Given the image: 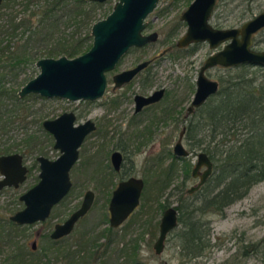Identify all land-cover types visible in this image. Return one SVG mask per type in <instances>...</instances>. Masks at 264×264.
<instances>
[{"label":"trees","instance_id":"1","mask_svg":"<svg viewBox=\"0 0 264 264\" xmlns=\"http://www.w3.org/2000/svg\"><path fill=\"white\" fill-rule=\"evenodd\" d=\"M255 1L243 0L247 3L242 14L244 19L248 15L254 16ZM1 5L0 135L7 133L6 127L15 120L20 121L24 132L19 142L1 144L0 155L18 152L24 156L30 153H37L39 156L43 154V146L37 140L40 131H28V123L35 121L33 117H38L41 133L51 142L52 136L42 127L43 119L48 115L42 112L36 114L31 108L29 100L37 98L36 94L19 96L20 87L33 78L29 77L25 83L18 81L20 66L36 63L38 59L47 56L76 57L86 52L93 43L90 33L92 25L109 14H99L103 3L84 0H3ZM3 9L10 10V13L6 15L2 12ZM170 45L175 46L173 43ZM195 49L193 45L180 50ZM226 74L219 76V92L196 108L186 121L182 120L181 128L186 127L184 138L190 146V153L194 149L203 150L214 165L208 180L193 193L202 192V196L190 201V195L185 193L186 183L193 177L184 160L183 179L179 184H173L177 158L170 148L167 151L172 159L170 163L163 166L164 163L159 161L156 169H150L149 176L143 178L144 189L147 190L151 184L149 177H153L156 198L168 189L169 194L180 192L175 206L178 209L179 223L170 234L174 235L184 260L196 261L215 246L211 240L209 221L206 219L209 214L223 215L227 205L245 197L252 186L264 181V66L240 64L227 69ZM8 75L12 84H8L11 83ZM193 89L194 84L188 85V92ZM121 148L125 150L124 146ZM94 158L95 156L86 157L84 165ZM98 164L96 162L93 175L90 176L95 181V189L106 192L107 201L116 186L113 178L119 175V179H124L127 176L126 172L115 173L112 169L109 173L99 174L102 170H98ZM35 165L36 163L31 166V170ZM63 202L64 199L59 203ZM157 205L159 211H164L169 206L162 201ZM141 206L145 207L146 202ZM102 209L101 222L107 224L109 213L105 204ZM155 216L148 220L149 226H152L149 231L151 237L156 235L160 223ZM84 218L85 216L79 221H84ZM6 224L9 225L8 228H5ZM29 226L18 225L9 217L6 220L0 218V251L5 245L11 249L3 259V264H115L119 257L125 258L119 264H144L139 257L138 243L134 242L131 246L115 244L116 240L110 233L115 230L118 232V229L110 225L98 231L83 229L76 232L75 227L66 237L56 240L49 237V233H41L39 236L47 244L42 247L37 244L35 251L31 246L28 247L26 241L19 243V240L14 239L19 234H25ZM102 238L105 239L102 241ZM255 252H258L257 244L243 243L228 258L217 264H246Z\"/></svg>","mask_w":264,"mask_h":264},{"label":"rangeland","instance_id":"2","mask_svg":"<svg viewBox=\"0 0 264 264\" xmlns=\"http://www.w3.org/2000/svg\"><path fill=\"white\" fill-rule=\"evenodd\" d=\"M118 1L108 0L103 3L99 14L102 12L109 14ZM189 1H159L154 12L146 18L148 27L146 33L156 31L159 33L158 40L143 47H133L122 57L117 68L108 73V91L102 99L92 102L84 100L68 101L62 97L46 98L38 94L37 98L32 97L29 100L31 108L36 114L42 112V114H47L48 117H51L59 115L64 111L74 110L79 114L80 121L86 117L95 119L99 129L86 138L87 140L80 149L78 162L70 170L73 185L68 195L64 198V202L56 204L50 217L44 220V222H36L30 225L25 230V234H19L14 238L19 240V243L26 241L28 247H30L34 239L37 238V232L41 231L42 234L49 233L54 227L55 222H62L71 212L80 206L86 189H92L95 192L94 204L87 212L84 221L76 223L75 231L83 229H95L98 231L109 227V223L105 224L101 222L102 213H100L103 210L104 204L106 211L108 209L109 199L106 201L107 194L102 191L98 192L95 189V181L91 178L89 172L85 170L83 163L87 155L97 150L98 145L101 147V150L95 157L97 160H100L103 174L109 173V170L112 168L111 160L109 159L111 151L121 145L127 148L125 152L127 159L122 167L127 177L128 175H135L145 178V176H149L150 169L157 167L159 161L164 163L163 166L170 163L172 159L167 155V151L169 148L172 151V145L179 136L178 134L182 126L181 119L177 122L178 127H176L177 124L173 122L172 118H168L165 121L159 120L160 111L168 104V100L165 99L156 103L155 106L146 109L141 114L133 115L134 92L145 93L147 90L150 91L155 87H165L175 93L176 101L179 99L180 105H178L177 110H180L182 114H186V109L190 104L193 93V90L192 92L187 91L188 85H195L198 68L204 63L207 55L212 53L214 49L209 47L208 42H197L194 51H182L175 47L171 51V56L154 60V63L139 74L130 85L116 91L112 90V75L124 68L135 65L138 61L153 57L166 46L174 44L187 29L186 24H183L179 17L188 8L187 6L191 3ZM246 4L243 0H218L210 19V24L213 27L223 29L238 27L248 21V19L258 15L259 12L264 11V0H256L254 3V16L249 17L248 15L244 19L242 14L247 7ZM2 12L8 15L10 10L3 9ZM3 17L5 18L4 15ZM1 23H3L2 16H0V25ZM169 33L172 34V40L166 39L169 37ZM254 43L256 49H264V30L255 34ZM38 72L39 67H36L35 63L20 66L19 76L17 77L18 81L25 83L29 77H34ZM226 73L227 69L221 67H214L209 70V75L212 78H218L221 75L226 76ZM8 79L11 82L8 84H12V79L10 77ZM7 100L11 102L8 98ZM33 118L35 121L28 123V131H40L37 140L43 146V154L51 159L57 157L60 151L53 148V141H47L45 135L41 133L40 124L37 122L38 117L35 116ZM133 121L139 123L138 126L136 125V128ZM19 123L20 121L15 120L6 127L7 133H1L0 135V145L14 141L19 142L24 132V127ZM144 126H147L149 130L148 135H146L147 137L140 136L138 140L132 136L128 137L131 131H135L137 127L142 128ZM104 132H107V134L104 135ZM183 142L187 148L190 147L187 144L186 138H184ZM198 152L200 150L194 149L189 157H185L184 159L177 158L174 165L177 169L174 173L175 179L173 184H179L183 179V160L191 174ZM37 155V153H30L24 156V163L28 167L35 163L36 165L28 173L27 179L21 183L20 187H10L0 190V218L3 217L6 220L12 213L24 207L23 201H20L19 197L21 193L31 188L38 181L39 163L36 161ZM149 179L151 180V184H149L147 190L143 189L140 206L117 228L118 232L115 230L113 233H110L111 235L113 234V238L116 240L115 244L124 243L131 246L134 242H137L139 257L144 264H217L228 258L241 244L250 243L257 244L258 252L252 253L246 264H264V181L257 182L256 185L252 186L245 197L227 205L223 215L212 213L206 217L211 229V240L215 246L203 257L197 258L196 261H190L184 260L180 255L179 247L174 240L173 234H170L165 240V246L161 254L155 253L153 242L159 234L158 226L156 235L151 237L149 231L152 226H149L148 220L156 215V220L159 221L163 210H157L158 202H167L169 206H172V204L177 205V198L180 192L176 191V193L169 194L170 189H168L159 198H156V189L153 184L154 179L153 177H149ZM113 180L117 184L119 175L115 176ZM195 183L196 181L193 178L188 180L186 190ZM186 190L185 193L188 194ZM188 195H190L188 197L190 201L193 199L197 200L202 196V192ZM143 202H146L145 207L141 206ZM8 227L9 225L6 224L5 228ZM106 234L109 235L107 232ZM37 239L38 245L41 247L47 244L41 236ZM104 239L102 238V241ZM10 252L11 249L7 245L3 246L0 251V264H3V259ZM124 259V257H119L115 260V264L121 263ZM54 264H59V262Z\"/></svg>","mask_w":264,"mask_h":264},{"label":"water","instance_id":"3","mask_svg":"<svg viewBox=\"0 0 264 264\" xmlns=\"http://www.w3.org/2000/svg\"><path fill=\"white\" fill-rule=\"evenodd\" d=\"M0 0V7L2 6ZM95 3H105L108 0H84ZM160 0H119L112 11L103 19H99L91 27L92 45L84 53L76 57L65 55L44 57L36 61L39 72L29 79L18 92L23 97L27 94H39L50 98H66L70 100H94L103 96L107 88V71L112 70L130 48L142 47L156 40L158 34L144 33L146 18L154 12ZM217 0H193L181 15V21L186 23V31L176 41L178 48H186L196 42H208L215 51L207 56L200 67L197 76L195 93L187 113L203 105L209 96L219 92V82L206 75L208 68L223 66L237 67L240 64L264 66V49L253 46L255 33L264 29V11L244 22L238 28L219 29L210 24L211 15ZM221 45V48L219 46ZM164 51H166L164 49ZM164 53V52H162ZM149 61H143L133 68L125 69L113 76L116 87L130 81ZM164 94L163 89L156 90L148 96L136 95V110L146 104L156 102ZM75 113L64 112L54 119H45L43 127L54 137V148L60 151L56 158L45 155L37 157L39 163V180L28 190L21 193L19 200L23 208L9 216L18 225H32L49 218L54 206L64 199L72 188L70 169L79 156V147L87 134L95 129V123L87 119L74 125ZM185 127L179 132L173 154L177 157H189L190 151L183 144ZM114 170H120L122 155L119 151L111 155ZM213 162L203 150L197 153V160L191 172V177L198 178L196 184L187 188L188 194H193L208 180L213 172ZM203 168L202 172L200 170ZM27 165L23 163V154L12 152L0 155V189L13 186L20 187L27 176ZM145 186V180L140 176L130 175L121 179L109 199L108 223L118 228L140 206V198ZM81 204L71 212L63 222H57L50 232L53 240L66 237L76 227V223L93 206L95 192L86 189ZM159 228L154 240L155 253L161 254L168 235L178 226V209L175 205L168 206L159 219ZM39 232L36 233V236ZM37 238L31 244L35 251Z\"/></svg>","mask_w":264,"mask_h":264},{"label":"flooded vegetation","instance_id":"4","mask_svg":"<svg viewBox=\"0 0 264 264\" xmlns=\"http://www.w3.org/2000/svg\"><path fill=\"white\" fill-rule=\"evenodd\" d=\"M218 1V0H217ZM3 2V1H2ZM191 3H192V1H191ZM190 3V4H191ZM217 3V2H216ZM189 4V5H190ZM188 5V6H189ZM187 6V7H188ZM216 8V7H215ZM215 10V9H214ZM214 12V11H213ZM260 13V12H259ZM213 14V13H212ZM259 15V14H258ZM212 16V15H211ZM257 16V15H256ZM181 17V16H180ZM179 17V18H180ZM255 17V16H254ZM212 18V17H211ZM145 20H147V19H145ZM249 20V19H248ZM180 21H181V18H180ZM182 22V21H181ZM185 22H183V24H184ZM186 24V23H185ZM147 22H146V27H145V31H144V33H146L147 32ZM216 28V27H215ZM218 28V27H217ZM232 28H238V27H232ZM219 29H223V28H219ZM264 30V29H263ZM260 31H262V30H260ZM154 32H156V31H154ZM157 33V32H156ZM260 33V32H259ZM158 34V36H157V38H156V40H154V41H157L158 40V37H159V33H157ZM256 34V33H255ZM255 34H254V37H255ZM172 34H170L169 33V37H167L166 39H168V40H172L171 38H172V36H171ZM178 40V39H177ZM176 40V41H177ZM253 40H254V38H253ZM153 41V42H154ZM153 42H150V43H153ZM197 43V42H196ZM196 43H194V44H191V45H189V46H186V48H191L193 45H196ZM147 44H149V43H147ZM146 45V44H145ZM174 47L172 46V45H168V46H166L164 49L166 50V51H164V49L161 51V52H159L158 54H155L153 57H150V58H147V59H143V60H141V61H138V63H136L135 65H133V66H131V67H128V68H124V69H122V70H120L119 72H122L123 70H125V69H130V68H133L134 66H136L137 64H139V63H143V61H149V63H148V65L147 66H145L142 70H140L139 71V73H137L130 81H128V82H125V83H123V85L121 86V87H116L115 86V84H114V81H113V76L115 75V74H117V73H119V72H115V73H113V75H112V84H113V88H112V90L113 91H116L117 89H122L123 87H125V86H128V85H130L133 81H134V79L139 75V74H141L144 70H146V69H148V67L151 65V64H153L154 63V60H156V59H161V58H165V56H171V51L173 50V48H178L177 46H176V42L174 43ZM253 47L256 49V47H255V43L253 42ZM144 46V45H143ZM142 46V47H143ZM133 47H135V46H133ZM132 47V48H133ZM132 48H130L129 50H131ZM186 48H178V49H186ZM219 48H221V45L219 46ZM129 50H128V52H129ZM259 50V49H258ZM215 50H213V52H214ZM127 52V53H128ZM162 52H164V53H162ZM212 52V53H213ZM126 53V54H127ZM211 54V53H210ZM125 55V54H124ZM123 55V56H124ZM209 55V54H208ZM207 55V56H208ZM122 56V57H123ZM122 58H120L119 59V61L121 60ZM206 59H207V57H206ZM119 61L117 62V64H116V66L114 67V68H112V70H110V71H107L106 72V74H107V84H108V73L109 72H112L115 68H117V66L120 64L119 63ZM206 61V60H205ZM204 61V62H205ZM204 64V63H203ZM202 64V65H203ZM201 65V66H202ZM200 66V67H201ZM200 67L198 68L199 70H198V73H199V71H200ZM214 67H221V68H224V69H229V68H233V67H229V68H226V67H223V66H221V65H217V66H213V67H211V68H214ZM209 70H210V68H208V70L206 71V75L208 76V77H210V75H209ZM198 76V75H197ZM210 78H212V77H210ZM196 79H197V77H196ZM195 79V80H196ZM212 79H216L218 82H219V89H220V79H219V77L218 78H212ZM197 81V80H196ZM196 81H195V85H194V89H193V93H192V97H193V95H194V93H195V88H196ZM146 83V82H145ZM147 84H149L148 82H147ZM23 86V85H22ZM108 86H109V84L107 85V88H106V90H105V92H104V94H103V96L102 97H104L105 96V94L107 93V91H108ZM158 89H163V92H164V94L162 95V97L159 99V100H156V102H153V103H149V104H146V106H143L140 110H136V101H135V97H136V95H138V94H140V95H143V96H148V95H151V94H153L156 90H158ZM218 93V92H217ZM216 93V94H217ZM216 94H214V95H216ZM37 95V94H36ZM211 96H213V95H211ZM211 96H209V98L211 97ZM102 97H100V98H97V99H94V100H87V99H81V100H84V101H86V102H92V101H97V100H100V99H102ZM50 98H53V97H50ZM55 98H57V97H55ZM209 98L206 100V102H208V100H209ZM66 99V98H65ZM168 100L167 102H168V104H167V106L166 107H164L161 111H160V116H159V120H163V121H165V120H168V118H172V120H173V122L174 123H176L177 124V122H178V120L179 119H181V121L182 120H184V121H186L193 113H194V111H195V109H196V107L194 108V110L190 113V114H188L187 113V109H188V107H187V109H186V114H182L181 113V111L180 110H177V107H178V105H180L179 104V99H177V101L175 100V93H173V92H171L170 90H168V89H166L165 87H155L154 89H151L150 91L149 90H147V92H145V93H140V92H134V95H133V105H134V109H133V115H137V114H141L142 112H144V111H146V109H148V108H150V107H153V106H155L156 105V103H158V102H160V101H162V100ZM68 100V99H67ZM81 100H73V101H81ZM191 100H192V98H191ZM191 100H190V104H191ZM69 101V100H68ZM205 102V103H206ZM204 103V104H205ZM114 104H115V102L113 103V106H114ZM189 104V105H190ZM188 105V106H189ZM202 106V105H201ZM71 111H73L74 113H75V118H76V120H75V122H74V125H77V124H81L82 122H84V121H86L87 119H90V120H92L94 123H95V129L92 131V132H90L89 134H87L86 136H85V138H84V140H83V143L87 140L86 138L89 136V135H91V134H93L94 132H96L99 128H98V124H97V122H96V120L95 119H92L91 117H86L84 120H82V121H80V117H79V114H77L74 110H71ZM71 111H64V112H71ZM64 112H61L60 114H62V113H64ZM60 114L59 115H55V116H51V117H46L45 119H54V118H57V117H59L60 116ZM183 115V116H182ZM45 119H43V121L45 120ZM137 122V121H136ZM136 122H134L133 121V124H134V126H135V128H136V125L138 126V124L139 123H136ZM139 122V121H138ZM42 127H43V122H42ZM147 126H144V127H142V128H140V127H137V129L135 130V131H131V133L130 134H128V137H130V136H132V137H134L136 140H138L139 138H140V136H143V135H147L148 134V132H149V130H148V127L146 128ZM176 127H178V124L176 125ZM185 127V126H184ZM184 127H182V128H184ZM182 128L180 129V131L182 130ZM43 129H44V127H43ZM45 130V129H44ZM185 130H186V127H185ZM47 131V130H46ZM179 131V132H180ZM48 132V131H47ZM49 133V132H48ZM104 133H106V132H104ZM146 133V134H145ZM185 133V132H184ZM50 134V136H52V141H53V148H54V143H55V141H54V137H53V134L52 133H49ZM179 135V134H178ZM127 137V138H128ZM151 137H152V135H151ZM184 137H185V134H184V136H183V140H184ZM121 139V138H120ZM178 139H179V136H178V138L176 139V141H178ZM175 141V142H176ZM83 143H82V145H83ZM175 144V143H174ZM174 144L172 145L173 146V148H174ZM183 144H184V142H183ZM82 145L79 147V156H80V149H81V147H82ZM119 145V144H118ZM121 146H123V145H121ZM121 146H118L116 149H114V150H112L111 151V153H110V155H109V159L111 160V169L112 170H114V168H113V165H112V159H111V155H112V153L113 152H116V150L117 151H119L120 153H121V155H122V162H121V165H120V170H114V172L115 173H117V172H125L123 169H122V167L124 166V164H125V162H126V159H127V156L125 155L126 153V151H127V148H125V150H123L122 148H121ZM173 148H172V153H173ZM58 150V149H57ZM100 150H101V147H99V145H98V147H97V150L94 152V153H92V154H89V155H87L86 157H89V156H95L96 154H98L99 152H100ZM59 151V150H58ZM23 154V153H22ZM41 155H44V154H41ZM41 155H39V156H41ZM59 155H60V153H59ZM58 155V156H59ZM46 156V155H45ZM79 156H78V159H79ZM173 156H175L174 154H173ZM38 157V156H37ZM176 158H179V157H177V156H175ZM49 158V157H48ZM56 158V157H55ZM181 158V157H180ZM51 159V158H50ZM78 159L76 160V162L74 163V165L78 162ZM36 161H37V158H36ZM96 162H98L99 164V167H98V170H101V167H100V165H101V163H100V160H97V158L95 157L94 159H92V160H90V161H88L87 163H85V165H84V167H85V170L87 171V172H89V175H93V170H94V168H95V166H96ZM23 163H24V155H23ZM37 163H38V161H37ZM26 164V163H25ZM27 165V164H26ZM74 165H73V167H74ZM32 166V165H31ZM31 166L30 167H28V165H27V168H28V171H27V176H26V179H27V177H28V173H30L31 172ZM72 167V168H73ZM71 168V169H72ZM203 168L204 167H202V169L200 170V172H202V170H203ZM70 169V170H71ZM39 171H40V169H39ZM70 172V171H69ZM39 173V172H38ZM99 174H103V172H99ZM128 176H130V175H128ZM135 176V175H134ZM127 178V177H126ZM25 179V180H26ZM125 179V178H124ZM193 179L196 181V183L199 181V177L198 178H194L193 177ZM24 180V181H25ZM38 180H39V174H38ZM121 179H119L118 181H117V183L120 181ZM145 180V179H144ZM72 181V180H71ZM23 183V182H22ZM195 183V184H196ZM35 184V183H34ZM117 185V184H116ZM21 186V185H20ZM33 186V185H32ZM10 187H13V186H10ZM10 187H4V188H2V189H5V188H10ZM116 187V186H115ZM114 187V188H115ZM13 188H15V187H13ZM2 189H0V190H2ZM92 190V189H91ZM113 190V189H112ZM93 191V190H92ZM94 192V191H93ZM112 194V193H111ZM110 199V198H109ZM94 200H95V197H94ZM109 201V200H108ZM94 202V201H93ZM109 204V203H108ZM24 205V204H23ZM176 206V205H175ZM168 207V206H167ZM92 208V207H91ZM90 208V209H91ZM53 210V209H52ZM107 211H108V209H107ZM52 212V211H51ZM133 214V213H132ZM131 214V215H132ZM50 215H51V213H50ZM49 215V216H50ZM130 215V216H131ZM67 218V217H66ZM65 218V219H66ZM48 219V218H47ZM108 219H109V217H108ZM64 221V220H63ZM62 221V222H63ZM44 222V221H43ZM42 223V222H41ZM55 223H57V222H55ZM55 225V224H54ZM53 225V226H54ZM54 228V227H53ZM52 228V229H53ZM52 229H51V231H52ZM75 229V228H74ZM50 231V232H51ZM50 232H49V237H50ZM41 234V231H39V235ZM39 235H37V238L39 237ZM37 244H38V239H37Z\"/></svg>","mask_w":264,"mask_h":264}]
</instances>
